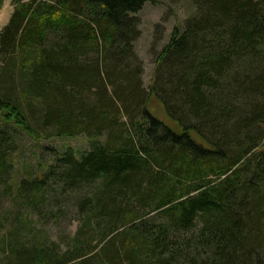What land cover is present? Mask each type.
Returning a JSON list of instances; mask_svg holds the SVG:
<instances>
[{
	"label": "trees",
	"instance_id": "16d2710c",
	"mask_svg": "<svg viewBox=\"0 0 264 264\" xmlns=\"http://www.w3.org/2000/svg\"><path fill=\"white\" fill-rule=\"evenodd\" d=\"M148 1L11 0L0 185L14 211L0 264H264V0H182L196 13L145 88L134 42ZM151 96L176 127L149 111ZM9 126L82 134L89 148L54 150L14 191ZM71 208V236L30 225Z\"/></svg>",
	"mask_w": 264,
	"mask_h": 264
},
{
	"label": "rangeland",
	"instance_id": "374dc122",
	"mask_svg": "<svg viewBox=\"0 0 264 264\" xmlns=\"http://www.w3.org/2000/svg\"><path fill=\"white\" fill-rule=\"evenodd\" d=\"M11 13V0H3L0 4V31L8 23ZM195 13V7L189 1L150 0L135 14L139 22V35L134 42V48L142 62V81L145 88L150 86L156 57L168 42L171 33L176 28L181 30L185 20ZM147 108L168 125L176 127V124L166 115L162 104L155 96L149 97ZM7 131L12 136L14 135L17 142V148L10 157L14 167L8 177V183L15 184L13 187L14 191L17 190L16 182L18 180L40 174L38 169L45 165V160L50 159L54 150L72 148L76 154H80L89 148L88 138L82 134L70 137H39L38 139H31L24 134L12 132V126H9ZM4 190L5 187L0 185V214L3 220V223H0V228L10 226V212L14 211L12 209V201L7 197L10 191L5 194ZM22 214H24V211L20 210V213H16V218H22ZM74 216L75 211L71 208L68 210L66 217L60 222L46 218L39 223L38 219H31L33 224L30 223V225L34 228V231L43 228L47 229L51 238L58 240L59 235L69 234L71 236L74 234L77 229V222L73 219Z\"/></svg>",
	"mask_w": 264,
	"mask_h": 264
}]
</instances>
